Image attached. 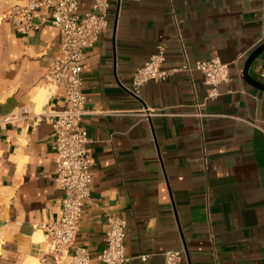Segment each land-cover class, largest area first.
I'll list each match as a JSON object with an SVG mask.
<instances>
[{"label":"crops","instance_id":"crops-1","mask_svg":"<svg viewBox=\"0 0 264 264\" xmlns=\"http://www.w3.org/2000/svg\"><path fill=\"white\" fill-rule=\"evenodd\" d=\"M77 1L80 13L90 8L91 0ZM27 4L0 0V264H68L42 240L40 225L58 220L63 192L54 183L53 128L36 115L63 104L62 91L43 80L61 32L46 8L33 15L35 27L17 30ZM107 21L82 73L94 176L75 244L88 249L90 264H102L105 217L114 213L127 220L126 264H163L161 252L178 249L180 264H264V89L242 75L264 43V0H122L119 9L111 3ZM158 44L164 69L230 63L219 95L207 98L194 70L148 81L133 96L132 74ZM258 66L264 51L249 69L264 84ZM199 104L202 117L193 115ZM22 107L20 119L4 120Z\"/></svg>","mask_w":264,"mask_h":264},{"label":"built area","instance_id":"built-area-1","mask_svg":"<svg viewBox=\"0 0 264 264\" xmlns=\"http://www.w3.org/2000/svg\"><path fill=\"white\" fill-rule=\"evenodd\" d=\"M112 2L117 8L122 0H91L90 8L79 12L77 0H28L20 9L21 20L17 21V30L27 32L36 25L31 19L37 10L46 8L48 20L60 29L61 42L54 58L49 62L43 75L49 91L59 88L62 91V106L59 110L47 113L36 112L38 120H48L53 128L54 138V183L63 192L59 201L58 220H49L40 225L47 254H61L68 264H90L91 256L86 247L75 244L83 204L89 198L90 184L93 179V158L87 148V132L82 126L83 118L90 112L86 109V95L83 91L82 73L85 68L86 50L91 48L107 27V11ZM16 7L10 13L15 12ZM42 19L44 17H41ZM165 46L158 44L156 51L132 74V84L128 91L139 98L141 87L148 81H165L172 73L185 72L190 78L194 70L199 71L208 86L207 98L219 95L217 86L229 79L230 63L219 58L200 60L194 64L186 62L180 67L164 69ZM237 63V59L233 61ZM238 75L240 70L238 69ZM257 76L264 79V66L255 69ZM193 115L202 117L199 110ZM26 107L14 112L5 121H15L26 113ZM151 110L145 111L150 116ZM107 229L104 233V247L98 255L102 264H126L129 257L124 245L127 220L123 216L107 213ZM72 249L69 253L68 250ZM183 249L161 252L163 264H180ZM150 254H139L142 261Z\"/></svg>","mask_w":264,"mask_h":264},{"label":"water","instance_id":"water-1","mask_svg":"<svg viewBox=\"0 0 264 264\" xmlns=\"http://www.w3.org/2000/svg\"><path fill=\"white\" fill-rule=\"evenodd\" d=\"M264 51V43L260 44L259 46H257L252 52H250V54L247 56L244 66H243V70H242V75H243V79L252 84L253 86H256L260 89H264V84L260 83L259 81L255 80L251 74L249 73V69L253 63V61L260 55L261 52Z\"/></svg>","mask_w":264,"mask_h":264},{"label":"bare ground","instance_id":"bare-ground-1","mask_svg":"<svg viewBox=\"0 0 264 264\" xmlns=\"http://www.w3.org/2000/svg\"><path fill=\"white\" fill-rule=\"evenodd\" d=\"M40 92L39 95L37 96L36 100H37V110H39L41 104L44 102V100L46 99V87H41L39 88ZM36 236L38 238V240H41V232H37Z\"/></svg>","mask_w":264,"mask_h":264},{"label":"rangeland","instance_id":"rangeland-1","mask_svg":"<svg viewBox=\"0 0 264 264\" xmlns=\"http://www.w3.org/2000/svg\"><path fill=\"white\" fill-rule=\"evenodd\" d=\"M46 91H47V88H46ZM42 239V238H41Z\"/></svg>","mask_w":264,"mask_h":264}]
</instances>
